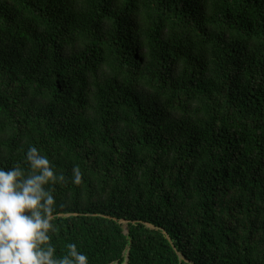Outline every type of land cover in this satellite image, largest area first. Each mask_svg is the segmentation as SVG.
Masks as SVG:
<instances>
[{
    "label": "trees",
    "instance_id": "16d2710c",
    "mask_svg": "<svg viewBox=\"0 0 264 264\" xmlns=\"http://www.w3.org/2000/svg\"><path fill=\"white\" fill-rule=\"evenodd\" d=\"M32 146L57 256L264 264V0H0V167Z\"/></svg>",
    "mask_w": 264,
    "mask_h": 264
},
{
    "label": "clouds",
    "instance_id": "9594fccd",
    "mask_svg": "<svg viewBox=\"0 0 264 264\" xmlns=\"http://www.w3.org/2000/svg\"><path fill=\"white\" fill-rule=\"evenodd\" d=\"M30 171L19 166L0 167V264H89V257L76 243L57 256L50 232L55 231V197L45 187L58 180L52 162L35 147L25 155ZM79 167L73 168V181L81 183Z\"/></svg>",
    "mask_w": 264,
    "mask_h": 264
},
{
    "label": "rangeland",
    "instance_id": "374dc122",
    "mask_svg": "<svg viewBox=\"0 0 264 264\" xmlns=\"http://www.w3.org/2000/svg\"><path fill=\"white\" fill-rule=\"evenodd\" d=\"M123 223H125V221H123Z\"/></svg>",
    "mask_w": 264,
    "mask_h": 264
}]
</instances>
